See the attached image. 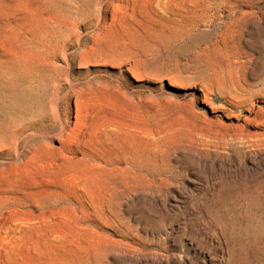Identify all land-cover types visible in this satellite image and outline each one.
Returning a JSON list of instances; mask_svg holds the SVG:
<instances>
[{
	"label": "rangeland",
	"instance_id": "obj_1",
	"mask_svg": "<svg viewBox=\"0 0 264 264\" xmlns=\"http://www.w3.org/2000/svg\"><path fill=\"white\" fill-rule=\"evenodd\" d=\"M96 1L0 0V264H264V0Z\"/></svg>",
	"mask_w": 264,
	"mask_h": 264
},
{
	"label": "bare ground",
	"instance_id": "obj_2",
	"mask_svg": "<svg viewBox=\"0 0 264 264\" xmlns=\"http://www.w3.org/2000/svg\"><path fill=\"white\" fill-rule=\"evenodd\" d=\"M123 1L124 0H97L94 6V9L95 11L97 12V15H94V17L96 18L95 20V24L98 25V24H101V25H104L107 20H109V22L111 20H113L118 12L121 10L122 6H123ZM90 12V11H89ZM83 16V15H82ZM93 18V17H92ZM100 25V26H101ZM96 27V26H95ZM195 29V27H192V29ZM95 29V28H94ZM97 29V28H96ZM101 31V30H100ZM66 58V57H65ZM67 59V58H66ZM81 64V63H80ZM79 65V64H78ZM73 68V67H72ZM67 80V78H66ZM69 80V79H68ZM71 81V80H70ZM68 84V83H67ZM61 86V85H60ZM73 88V87H72ZM58 89H59V86H58ZM71 89V88H70ZM62 90V89H61ZM70 91V90H69ZM67 92V91H66ZM56 93V92H55ZM59 93V91H58ZM68 93V92H67ZM57 94V93H56ZM60 95V93H59ZM65 95H67L65 93ZM56 96V95H55ZM62 96V94H61ZM58 97V96H56ZM64 96H62L63 98ZM62 98L58 97V98H55L53 99V101L51 102L50 106H51V109L54 108L55 111L57 112H60V109H61V100ZM234 101L236 103H239V104H244L245 103V99L244 98H239V97H236L234 99ZM243 106V105H242ZM241 106V107H242ZM253 105H251V107H253ZM250 111V110H249ZM54 113V112H53ZM264 115V114H263ZM238 119V118H237ZM245 123H247V125H251V126H254V127H264V116L262 117H255L254 119L250 120V119H245ZM74 127V126H73ZM58 130H59V133H63L65 132L66 130H71L70 128V125H68L66 122H63L61 121L59 123V126H58ZM248 140L252 146H255V147H264V130H254L253 132H248L246 134L242 133L241 135H235V142H239L241 140ZM246 144V143H245ZM248 144V143H247ZM250 145V144H249ZM242 146V145H241ZM252 148V147H251ZM242 149V148H241ZM1 153V152H0ZM219 159V158H218ZM214 164L216 165V169H218L219 171H222V169L224 168L225 169V163H227V159H221V160H214L213 161ZM238 162H235V166L237 165ZM137 190H140L141 193L143 192H146L147 191V186L146 185H143V184H134L131 182V179L130 181L128 182V184H126L124 186V190H123V194L126 196V197H131L132 196H135V192H137ZM123 245V244H122ZM116 248V247H115ZM119 248V247H118ZM123 248V247H122ZM122 248L120 249H116L118 251V253H124V251L122 250ZM152 253V252H151ZM111 255V253H110ZM114 259L117 258V253L115 256H113ZM112 260V259H111ZM146 262L147 263H154L156 260L153 259V258H145ZM114 261V260H113ZM118 261V260H117ZM179 261H180V264H185L183 263L182 261V257L179 258ZM160 264H163L162 262H160Z\"/></svg>",
	"mask_w": 264,
	"mask_h": 264
}]
</instances>
